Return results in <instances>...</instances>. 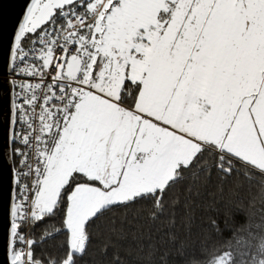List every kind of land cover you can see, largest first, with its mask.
<instances>
[{
    "label": "snow or ice",
    "instance_id": "snow-or-ice-1",
    "mask_svg": "<svg viewBox=\"0 0 264 264\" xmlns=\"http://www.w3.org/2000/svg\"><path fill=\"white\" fill-rule=\"evenodd\" d=\"M29 35L39 68L20 74L41 82L12 104L23 170L10 264H79L97 220L165 197L204 152L226 173L237 158L264 175V0H29L13 61ZM58 214L65 256L40 259L22 226Z\"/></svg>",
    "mask_w": 264,
    "mask_h": 264
},
{
    "label": "trees",
    "instance_id": "trees-1",
    "mask_svg": "<svg viewBox=\"0 0 264 264\" xmlns=\"http://www.w3.org/2000/svg\"><path fill=\"white\" fill-rule=\"evenodd\" d=\"M13 159L17 174L14 145ZM218 165L216 152H204L199 168L186 172L165 197L106 213L91 227L92 242L79 264H114L116 259L121 264H161L165 255L168 264H192L193 254L199 257L195 264H211L223 255L230 264H261L264 175L237 158H232L230 173ZM33 223L37 257L62 259L67 251L62 214Z\"/></svg>",
    "mask_w": 264,
    "mask_h": 264
},
{
    "label": "water",
    "instance_id": "water-1",
    "mask_svg": "<svg viewBox=\"0 0 264 264\" xmlns=\"http://www.w3.org/2000/svg\"><path fill=\"white\" fill-rule=\"evenodd\" d=\"M29 0H0V264H10L12 205L16 200V171L13 142L7 137L14 133L12 104L14 86L10 79L13 68L11 50L15 35Z\"/></svg>",
    "mask_w": 264,
    "mask_h": 264
},
{
    "label": "built area",
    "instance_id": "built-area-1",
    "mask_svg": "<svg viewBox=\"0 0 264 264\" xmlns=\"http://www.w3.org/2000/svg\"><path fill=\"white\" fill-rule=\"evenodd\" d=\"M34 37L29 35L25 38H22V42H21V47L29 53V57L25 60V62L23 64H21L18 60L17 61H13V68H12V72L10 74V79L13 82V86H14V98L16 99L17 93L20 92V88L18 87V85H20L21 83H25V84H32L33 86L38 83L41 82L39 81V79H30V78H25L23 75H21V68H25V69H30L31 67H36L37 69L39 68V61H33L32 59V55H33V49L38 48L39 45L38 44H33ZM37 95H39V90L37 91ZM40 111V108L37 107V112ZM16 115H18L16 113ZM34 127L37 129V132L34 133L35 135H38V129L40 127L38 121L34 124ZM15 132H20L21 131V125L19 123L15 124V128H14ZM14 154L16 156V160H17V165H18V170H23L22 166L20 164V156L16 153L15 149L20 148V144L19 143H14ZM26 152H29V162L35 163V159L34 157L36 155H38V153L32 152L31 149H25ZM17 170V171H18ZM24 183H28L29 185H31L32 183V179L31 178H27L23 181ZM19 189L16 186V197L18 195ZM32 197H29V199H31ZM17 202V200H15V203ZM24 228V232L22 234L26 235V237L28 239H31V225H23L22 226Z\"/></svg>",
    "mask_w": 264,
    "mask_h": 264
},
{
    "label": "rangeland",
    "instance_id": "rangeland-1",
    "mask_svg": "<svg viewBox=\"0 0 264 264\" xmlns=\"http://www.w3.org/2000/svg\"><path fill=\"white\" fill-rule=\"evenodd\" d=\"M223 256H227V255H223ZM221 257V256H220ZM219 258H217L214 262H212L211 264H215V262L218 260ZM228 259V256H227Z\"/></svg>",
    "mask_w": 264,
    "mask_h": 264
}]
</instances>
